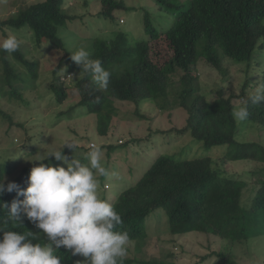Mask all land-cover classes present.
Returning a JSON list of instances; mask_svg holds the SVG:
<instances>
[{
  "label": "trees",
  "instance_id": "obj_1",
  "mask_svg": "<svg viewBox=\"0 0 264 264\" xmlns=\"http://www.w3.org/2000/svg\"><path fill=\"white\" fill-rule=\"evenodd\" d=\"M155 1L159 9L173 19L165 30L158 31L146 12L144 27L150 34V40H156L162 33L165 35L171 57L161 65L154 62L149 53V40L130 37L124 29L111 31L109 37H90L92 41L85 49L92 58L100 59L109 71L111 67H119L110 71L112 75L107 90L99 89L91 75L85 74L70 59V52L59 37L60 28H65L67 22L73 20L62 8L64 0H42L29 4L0 21V28L28 27L36 47L46 42L64 49L68 58L58 63L49 88L57 104L63 103L66 98L62 85L64 77L73 72L81 74L76 82L78 102L61 110L58 115L75 118L78 113L74 110L85 107L95 115L97 133L107 135L112 118L117 114L114 101L135 107L151 101L154 108L161 111L179 107L187 113L185 123L180 128L160 130L159 133H166L167 136H171L172 131L180 135L188 134L205 149L225 146L226 150L220 157L222 163L242 159L263 163L259 170L252 173L255 177L253 182L258 187L253 189L249 204H245L242 201L245 181L232 175H222L213 167L210 156L176 159L171 154L157 153L154 144L146 146L147 150H153L151 154L154 156L149 167L133 185L123 188L112 201H108L123 221L117 225V230L127 231L130 240L140 242L148 236L147 224L155 220L149 216L165 213L166 218L162 214L165 220L161 225L170 234L171 243L194 231L204 237L216 236L226 240L230 246L244 243L251 233L258 231L252 224L264 226V146L255 141L239 140L237 133L240 126L243 130H264V103L250 104L249 117L243 122L237 121L233 112L249 97L255 85L264 84V0ZM121 6L109 0L107 8L99 15L112 18L113 11ZM11 54L28 66L31 76L16 73L9 64L6 52L1 51L4 71L0 73V83L8 87L6 94L9 99H18L29 106L31 103L24 98L23 92L32 89L36 62L26 60L19 49ZM224 58L244 64L245 79L239 94L224 97L219 91L218 96L209 101L199 93L193 68L199 59H203L225 74L222 66ZM259 66L261 69L257 75L260 80H255L252 75ZM236 97L241 100L239 105L232 103ZM105 101L106 105L102 106ZM135 112L139 114L137 110ZM27 139L35 144L32 135ZM149 140L152 141L151 138ZM131 142L143 146L140 139ZM136 150L140 153L139 149ZM63 152L65 154V150ZM10 155L8 152L0 153V178H4L5 184L14 181L20 188H25L34 164L22 166L15 176L10 177L20 161L10 163L9 159L5 160ZM107 157L109 161L111 156ZM81 160L83 162L84 158ZM40 162L52 163L53 166L59 163L51 157L37 163ZM14 199L22 200L23 197L17 196L15 191L0 195V202L6 204ZM7 221L8 209L0 208V224ZM6 226L13 231H31L34 224L24 218L22 225L8 222ZM57 251L61 264H76L77 255L70 250L61 247ZM211 256L215 257L217 264H236L230 252L224 250L210 252L189 264H203ZM122 264L166 263L159 259L142 260L127 256Z\"/></svg>",
  "mask_w": 264,
  "mask_h": 264
},
{
  "label": "rangeland",
  "instance_id": "obj_2",
  "mask_svg": "<svg viewBox=\"0 0 264 264\" xmlns=\"http://www.w3.org/2000/svg\"><path fill=\"white\" fill-rule=\"evenodd\" d=\"M39 1L42 0H0V21L5 20L19 9ZM108 2L109 0H64L62 8L69 17H73V20L67 22L65 28L59 30V37L63 39L65 49L70 53L78 48L85 49L92 41L90 37H109L110 32L116 29H124L130 37L135 39H148L150 34L144 27L146 12L158 31L165 30L173 19V16L159 9L155 0H113L123 7L114 10L112 18H105L99 13L107 8ZM8 35H16L20 40L19 50L23 57L30 62H36V77L32 79V89L23 92L24 98L29 104L31 103L29 106H25L18 99H9L6 94L8 87L0 83L2 91L0 94V153L11 154L10 157H5V160L9 159L10 163L20 160L17 168L9 174L10 177L15 176L22 166L39 162L31 159L50 149H57L66 139L76 144L73 153L70 149L63 148L69 159L72 154L74 158H84L90 150V144H97L102 147V161L109 172L107 176L98 177V193L105 200L112 201L117 193L133 185L149 167L154 156L151 154L153 150H147L146 146L154 144L157 153L171 154L176 159L210 156L213 160V167L222 175H232L245 181L242 201L249 204L253 189L258 187L253 182L255 177L252 173L259 170L263 163L247 159L222 163L220 157L226 150L225 146L205 149L200 143L192 140L188 134L180 135L172 131V135L167 136L166 133H159L160 130L163 132V130L180 128L185 123L187 113L179 107L161 111L155 109L151 101L141 103L137 107L114 101L116 108L114 111L117 114L112 118L107 135L97 133L95 115L88 112L85 107H77L74 110L78 113L75 118L58 115L61 110L78 102L76 82L81 74L73 72L64 77L62 85L66 91V98L63 103L57 104L53 101L49 88L58 63L68 58L64 49L46 42H43L39 48L36 47L28 27L14 29L4 26L0 28V38ZM148 40L150 57L154 62L161 65L171 57V51L163 33L156 40ZM6 55L10 66L16 73H21L24 77L31 76L26 64L15 59L12 54L6 53ZM222 66L226 71L225 74L212 68L203 59H199L193 68L192 73L196 76L199 93L205 95L209 101L214 100L219 91L224 97H228L231 94H239L241 90L245 79V65L224 58ZM118 68L111 67L110 71ZM260 69L261 66L256 67L252 75L255 80H260V76L257 75ZM3 71L0 51V73ZM175 78H177L176 75ZM256 87L257 85L251 92ZM232 103L239 105L241 100L236 97L232 99ZM105 105L106 101L102 102V106ZM31 135L35 144H31L30 139H27ZM237 136L239 140L255 141L264 146V130H243L240 126ZM150 138L152 141L149 140ZM134 139H140V144L143 146L139 147L131 142ZM136 148L140 150V153ZM109 155L111 157L108 161L107 156ZM58 164L66 167L62 162ZM112 172L118 173V176H112ZM162 214L166 218L165 213ZM162 214L149 216L155 220H150L147 224L148 236L140 242L130 240L127 256L142 260L159 259L166 264H189L210 252L224 250L230 252L236 264H264V226L252 224L251 226L257 228L258 231L251 233L244 243L232 246L226 240L216 236L204 237L203 234L195 231L171 243L170 234L161 225L165 220ZM31 231L38 233V239L47 241L46 235L35 226ZM86 261V257L77 255L76 264H85ZM216 261L215 257L211 256L203 264H217Z\"/></svg>",
  "mask_w": 264,
  "mask_h": 264
},
{
  "label": "clouds",
  "instance_id": "obj_3",
  "mask_svg": "<svg viewBox=\"0 0 264 264\" xmlns=\"http://www.w3.org/2000/svg\"><path fill=\"white\" fill-rule=\"evenodd\" d=\"M19 47L16 35L0 38V51L11 54ZM70 59L85 74L91 75L99 89H108L112 74L100 59L92 58L84 48L71 52ZM261 103H264V84L258 85L236 107L234 118L241 122L247 120L249 105ZM64 147L73 153L76 144L66 139L57 149L31 159L44 161L51 157L66 167L34 164L25 188L14 181L5 184L4 178H0V195L15 191L23 197L10 204L0 202V208L8 209V221L0 224V264H61L57 251L61 247L73 255L86 257L85 264H122L127 257L130 236L127 231L117 230V225L123 223L121 215L98 193V177L109 175L102 161V147L90 144L83 162L73 154L69 159L63 152ZM111 175L115 177L118 173ZM24 218L41 230L47 241L39 240L38 233L13 231L6 226L8 222L22 225Z\"/></svg>",
  "mask_w": 264,
  "mask_h": 264
}]
</instances>
